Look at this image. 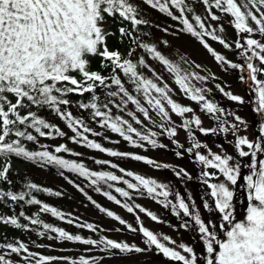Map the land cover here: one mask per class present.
I'll list each match as a JSON object with an SVG mask.
<instances>
[{
  "label": "snow or ice",
  "instance_id": "1",
  "mask_svg": "<svg viewBox=\"0 0 264 264\" xmlns=\"http://www.w3.org/2000/svg\"><path fill=\"white\" fill-rule=\"evenodd\" d=\"M148 8L176 22L165 26V32L171 27L175 29L173 35H190L219 66L226 71L238 70L239 81L251 82L250 91L255 94L251 100L253 111L260 117L257 125L249 124L235 110H228L222 101L210 97L212 89L205 87V83L215 77L182 69L162 54L156 43L147 40L150 32L146 29L152 26L146 18ZM198 8L202 11L197 12ZM226 26L233 28L234 41L228 42ZM112 39L124 50L111 48L109 40ZM209 40L236 52L238 61L226 59L210 46ZM140 50L174 76L178 91L190 102H195L196 109L184 106L172 97L169 85L158 83L159 76L156 81L146 78L143 70H148L149 65L146 56L139 54ZM94 63L96 68H93ZM133 88L142 99L132 94ZM215 88L229 102L246 103L240 95L226 91L219 83ZM72 95L78 99L73 101ZM113 105L119 109V115ZM133 105L134 110H131ZM73 106L77 111L86 110L101 128L119 134L137 148H143L146 142L151 148L165 149L168 145L158 142L156 137L166 134L169 143L174 145L175 157L187 156L194 161V166L199 165L196 179L203 186L200 195L203 212L187 189L185 198L168 183H158L156 179L126 171L123 167L119 168L123 175L112 171H90L84 163L57 155L70 152L64 143L55 147L57 154L48 150L47 144H41L39 150L26 146L27 143H36L39 138L66 136L58 125L40 114L47 112L65 123L73 133L69 139L74 143L82 142L86 148L107 153L110 157L144 161L157 169L172 168L182 181L193 180L182 166L174 168L170 163H157L145 155L116 151L90 139L87 133L93 136L103 134L85 123L81 118L83 112L81 116L75 115L71 110ZM172 114L180 119L174 122ZM205 114L214 122L212 126H203ZM130 121L141 128L151 121L161 131L144 133ZM242 127L250 131L242 132ZM178 129L186 131L190 145L174 139ZM198 134L211 136L212 143L202 142ZM217 137L222 142H217ZM71 155L81 154L73 151ZM12 158L66 169L89 180L91 185L103 182L112 189L114 185L110 182H122L127 189L140 195L146 193L165 209L170 208L180 221L178 230L194 232L193 243L198 237L202 247L198 252L193 246L183 241L177 243L166 234L161 242L157 234L143 225L139 215H135L137 226L134 227L91 196L88 199L101 213L118 221L129 232L141 233L147 248L105 235L93 239L70 234L62 227L45 223L39 215L27 216L24 211L13 215L0 214V224L4 226L29 230L28 225L19 219L23 217L31 225L43 227L45 231L40 232V236L54 233L48 239L94 246L109 258L117 254L141 253L154 247L163 257L178 264H264V0H0V182L8 185L12 184L9 180ZM95 163L106 165L109 161L97 159ZM117 167L116 163L111 164L112 169ZM60 175L64 173L60 172ZM125 176L132 177L135 182ZM64 178L68 180L67 176ZM68 183L73 182L68 180ZM25 187L28 191L0 188V203L37 205L40 212L50 213L69 225L74 223L71 214L42 204L32 194L35 191L60 196V192L41 188L34 182ZM114 190L121 197L131 199L130 192L124 187L117 186ZM80 191L84 189L80 188ZM95 191L100 193L101 187H96ZM102 195L130 214L139 209L152 221L158 220L157 215L140 204L122 203L111 191L105 190ZM75 226L97 231L93 223H77ZM4 239L7 241L6 236ZM165 242L174 247L166 246ZM13 255L17 257L16 261L11 258ZM101 259L80 255L78 259L69 260L67 257L39 255L19 240L0 242V264H52L57 260L67 264H101Z\"/></svg>",
  "mask_w": 264,
  "mask_h": 264
},
{
  "label": "rangeland",
  "instance_id": "2",
  "mask_svg": "<svg viewBox=\"0 0 264 264\" xmlns=\"http://www.w3.org/2000/svg\"><path fill=\"white\" fill-rule=\"evenodd\" d=\"M146 11V18L152 22V26L149 29H146L150 32V36L147 37V40L156 43L158 49L162 52V54L166 55L167 58H169L172 62L180 65L182 69H186L189 72L196 71L202 75L209 77H215V79L210 78L205 83V87L212 89V91L209 93L210 97H213L218 102L222 101L223 106H225L230 111L235 110L236 113L239 114L243 119H245L249 124L257 125L260 117L253 111L254 105L251 103V100L254 98L255 94L250 91L251 82L245 83L239 81L238 70L226 71L224 67L219 66L217 62H215L214 57H212L211 54L202 47V45L198 44L197 41L192 39L191 37L186 36L183 33L173 35L172 33L173 31H175V29L171 27L169 28L168 32H165L163 30L164 27L172 25L167 24L164 20H161L152 10ZM201 11L202 9H197V12ZM226 36L229 38L228 42L234 41L236 39V34L233 28L227 27ZM113 41H115L117 44L114 45ZM164 41H167V43H164ZM208 42L210 43V46L214 48V50H217L220 54L225 55L226 59L233 62L238 61L239 57L233 50L224 49L223 46H221L218 42H211L210 40ZM109 46L114 49L121 48L120 44L115 39L109 40ZM121 50L123 51L124 49L121 48ZM139 54L146 56V54L143 53L142 50H140ZM146 63L149 65L148 70H143V74L146 76V78L156 81V77L159 76L160 80L158 81V83H160L161 85L167 83L172 89V97L179 100L184 106H192L194 109H196L197 106L195 102H190L186 96H183V94L178 91V86L175 85L174 76L172 74H169L166 68L160 65L158 61L152 60L150 56H146ZM198 64L201 66L200 68L196 67V65ZM216 83H219L222 87L225 88L226 91H231L233 94L240 95L245 99L246 103L244 105H238L236 102H229L226 98L223 97V94L215 88ZM132 94L137 95L138 98L142 99L140 94L135 93L134 88ZM181 97H183L182 100L180 99ZM145 106L147 105L145 104ZM134 107V105L131 106V110H134ZM113 109L116 114H120L119 109H116L114 105ZM152 115L155 116L154 111L152 112ZM172 116L174 122L180 119L177 118L174 114H172ZM156 119L159 120V117H156ZM132 123L134 124V122ZM213 123L214 122L208 115L205 114L203 116V126H212ZM95 125L98 126L99 124L96 122ZM134 126L136 125L134 124ZM59 127L66 133V136L63 138H52L49 141H45V144L50 146L58 142L60 144L64 143L66 147L72 150L80 149L82 146L81 143L77 144L69 139V136L70 134H72V132L65 126V123L61 121L59 123ZM136 127H138V129L144 133H147L148 131H161L157 127L153 126L151 121L146 122L142 128L140 126ZM97 128L101 130L99 131L103 135L91 136L94 140H96V142L101 143L103 147H110L116 151H128L135 155H145L148 159H154L157 163H170L174 168L182 166L186 171L189 172L190 175L193 176V180L182 181L180 178L175 176V172L172 168L157 169L154 165L145 164L144 161H134L131 160L130 157H110L107 153H100L98 150L86 148V151H89L91 155V157H88L87 159L92 163L93 166L98 167L103 171H112L117 175H123V173L119 171V168L123 167L126 171H133L135 174L145 175L146 178L156 179L158 183H168L174 191H179L181 195L185 196V198L187 196V189L188 191L192 192L197 205L200 207L201 212H203L202 202L200 200L201 190L203 186L196 179L198 175L199 165L194 166V161L190 160L187 156H185L184 158L175 157L173 148L174 146L172 147V145L169 143L166 134H164V136L156 137L158 142L168 145V147H166L165 149L151 148V146L147 145L146 142H144L145 146L143 148H137L124 141L122 137H119V134L111 133L109 129L101 128L100 126H98ZM241 130L242 132L246 133L250 131L249 129H245L243 127ZM198 138L201 139L202 142L207 141L208 143H212L213 140L211 136L204 137L202 134H198ZM174 139H177L179 142H186L190 145V141H187L186 131L182 129H178V135ZM216 139L217 142H222L221 138L217 137ZM113 141H119V143L116 144L113 143ZM229 151H231V149H229ZM95 159H107L109 163L106 165H99L95 163ZM112 163H116L118 167L116 169H112ZM11 165L12 170L9 173V177L12 176L11 173L13 171L22 169V165L13 160H11ZM25 171L26 174H28L32 179L40 182L45 187L50 188L53 192H60L65 195L67 191H71L66 186H64L61 180L57 177L47 175L39 170L26 169ZM124 178L130 180L131 182H135L132 177L125 176ZM117 183L119 185L127 187L122 182ZM130 195L131 199L121 197L120 195L119 199L122 203L128 202L132 205L140 204L147 211H151L155 215H157L158 220L152 221L151 218L147 216L146 212L141 213L139 212V209H134V213L130 214L120 205L112 204V206L110 207L117 213V215H119L127 222L133 224L134 227L137 226L135 215H139L143 225L149 230L153 231L154 234H157L158 238H161V242H164L162 240V236L166 234L177 243L183 241L189 246H193L198 252L201 250L202 242L199 241L198 237L196 239V242L193 243L192 236L195 235L194 232L189 233L184 230H178L180 221L171 213L170 208L165 209L163 205L159 204L151 197H148L146 193L144 195H140L134 192V190H131ZM172 199H174V197H172ZM52 200L54 202V199ZM67 210L71 212L70 214L72 216H74L73 214L79 215V217H81L80 220L86 219V223L91 222L95 224L97 226V232L99 231L101 235H105L108 238L114 239L116 241L136 244L140 248L145 249L143 242L144 238L142 234L139 232H129L125 226H120L118 221H114L112 218H105L94 210H90L89 208H84L79 205H73V203L61 209V211L63 212ZM116 228H120L121 230L115 231ZM70 230L71 232L73 231L72 229ZM8 233L9 232L7 230H4L3 225L0 224V236H6L8 235ZM73 233L81 235V232L78 231H73ZM90 237L98 238L91 230L86 229V238ZM165 243L166 246L174 247V245L168 244L167 242ZM71 246L72 245L70 244H66L64 248H61L60 243L51 241V246L48 247L50 256L62 257L64 253L73 255L75 254V248ZM28 247L32 252H36L40 255V249H38L39 247L34 248V244L31 243L28 244ZM86 249L88 251V245H86ZM59 261H62V264L67 263L63 260ZM55 263L56 261L52 262V264ZM101 264H178V262L169 261L168 258L163 257L162 253H158L155 248H152V250H147L141 253H131L124 256H120L119 254H117L116 256H113L111 258H109L105 253L104 258L101 260Z\"/></svg>",
  "mask_w": 264,
  "mask_h": 264
},
{
  "label": "trees",
  "instance_id": "3",
  "mask_svg": "<svg viewBox=\"0 0 264 264\" xmlns=\"http://www.w3.org/2000/svg\"><path fill=\"white\" fill-rule=\"evenodd\" d=\"M147 10H152V9L148 8ZM152 11L161 20H164L167 24H170V25L176 24V22L171 21L169 18L163 16L162 14H159L157 11H155V10H152ZM184 35L191 37L188 34H184ZM192 39H194V38H192ZM113 42H114V45L117 44L115 41H113ZM197 43L200 44L198 41H197ZM96 66L97 65L94 63L93 68ZM124 80L126 81L127 78H124ZM127 86L128 85L126 84V87ZM70 98L73 101H76L78 99V97L76 95H72ZM85 98H87V94H86ZM101 99L103 100L104 97H101ZM117 99H119V98H117ZM71 110L77 116H81V112H83V116H81V118L85 119V123L89 124V126H91L94 131L100 130L99 128H97L100 125H98V126L95 125L96 120H93L91 118L90 114L86 110L77 111V109L74 106L71 108ZM40 114L42 116H45L50 122L59 126V123L61 122V120H59V118L56 117L55 115H49L47 112H41ZM72 135H73V133L70 134L69 137H71ZM87 135L89 136L90 139H93V137L91 136L92 135L91 133H87ZM50 139H52V138H47V137L39 138L36 143H27L26 146L32 150H39L40 145L45 144V141H49ZM81 144H82V146H81V148L79 147L80 149L72 150L69 148L70 152H68V153L57 154L54 152L55 147L60 145V143H58V142L50 145L48 150L52 151L54 154L61 155L63 158L74 159L78 163H84L85 167H87L90 171H103L102 169L93 166L92 163L87 159L88 157L90 158L91 155H90L89 151L88 152L86 151V146L82 142H81ZM173 146L174 145H172V147ZM73 151L78 152L81 155L80 156H72L71 152H73ZM12 160L17 162L18 164H21L22 169L18 170V171L17 170L13 171L11 173L12 176L9 177V180L12 181L11 185H8L7 183L0 182V188H4V189L10 188L11 190H14V191H20V190L28 191L27 188L25 187V185L27 183H32V182L36 183L41 188H44L45 187L44 185H42L40 182H37L34 179H32L28 174H26V171H25L26 169L39 170L42 173H45L47 175L57 177L58 179L61 180V182L64 186H66L68 189L71 190V191H67L65 195H63L61 193L60 196H55V195L52 196V195H49L48 193H45V192L33 191L32 194L37 199L41 200L42 204L47 203L50 206L56 207L58 210L61 211V209H63V207H67L71 203H73V205H79V206H82L84 208H89L90 210H94L98 214H101L103 217L106 218L107 217L106 214L101 213L92 204V202L88 199V196H91L92 199L95 200L97 203H99L102 207H105L108 210L115 212L110 207V206H112V204H115V203L112 201H108L107 197L102 195V192L105 190L111 191L112 194L117 196V198L119 199V194L115 192L114 188L117 186L118 187H124V186L119 185L117 182H110L114 185V187L112 189H108L107 185L103 184V182H101L99 185H91L90 181L85 179L84 177H79L78 174L70 173L66 169L65 170L58 169L53 165L42 166L41 164H38V163L26 162V161L22 160L21 158H12ZM95 160H97V159H95ZM103 160H107V159H103ZM60 172H63L64 175L63 176L60 175ZM64 176H67L68 180H72L73 183L69 184L68 180H66L64 178ZM77 185H79V187H77ZM98 186L101 187L100 193H97L95 191V188ZM80 188H83L84 191L81 192ZM124 188H125V190L131 192V190L127 189V187H124ZM134 192H135V190H134ZM85 193H87V195H85ZM52 199H54V202ZM39 207L40 206H37V205H28L24 202L16 203L14 205H7V204L0 203V214H2V215H13V214H18L20 211H24L25 215H27V216L39 215L45 223H51L55 227H62L66 231H68L70 234H74L73 231L81 232V236L86 238V228H77L75 226L77 223H79V224L86 223V219L80 220L81 217H79V215L73 214L74 216L71 215V217L74 219V223L72 225H69L66 223L65 220H60L59 218L52 217L50 213L40 212ZM64 213L70 214L71 212L67 210V211H64ZM107 218H110V217H107ZM19 219H20L22 224L28 225L29 230L15 229L10 225L9 226L3 225L4 230H7L9 233H8V235H6L7 241H5V239H4L5 236L2 235V236H0V242H14L15 240H19L21 242L26 243L27 245L31 243V244H34V248L39 247L38 249H40V255L50 256V253H49L50 251H49L48 247L51 246V241H54V242L60 243L61 248H64L66 244H70L73 246V248H75L74 249L75 254H73V255L67 254V253L63 254V256H65V257L68 256L67 258H69V260L78 259L80 255H84L86 258H89L92 256H99V257H102V259L104 258L105 253H101L94 246H89V248H91V251H87L86 245H83L79 242L58 241L55 239H48V236H54L55 234L54 233H45L44 236H40L39 233L45 231L42 226L31 225L30 221L24 220L23 217H19ZM89 223H91V222H89ZM70 229H72L73 231L71 232ZM4 233H6V232H4ZM93 233L97 237H99V235H101L99 231L98 232L96 231ZM90 238L96 239L94 237H90ZM144 246L146 249L147 246L145 244H144ZM11 258L14 261L17 260V257L15 255L11 256ZM19 259L22 261V256ZM55 264H62V261L58 260V261H56ZM65 264H67V263H65Z\"/></svg>",
  "mask_w": 264,
  "mask_h": 264
}]
</instances>
